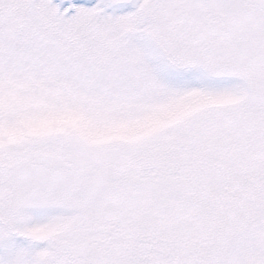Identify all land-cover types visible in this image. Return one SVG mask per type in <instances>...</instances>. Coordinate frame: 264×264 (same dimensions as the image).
<instances>
[{"label": "snow or ice", "instance_id": "6c2138e0", "mask_svg": "<svg viewBox=\"0 0 264 264\" xmlns=\"http://www.w3.org/2000/svg\"><path fill=\"white\" fill-rule=\"evenodd\" d=\"M0 264H264V0H0Z\"/></svg>", "mask_w": 264, "mask_h": 264}]
</instances>
